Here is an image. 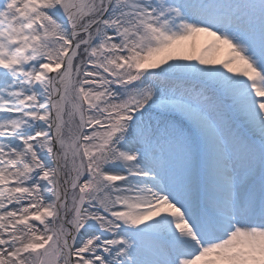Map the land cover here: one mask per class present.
I'll use <instances>...</instances> for the list:
<instances>
[{
	"label": "snow or ice",
	"instance_id": "obj_1",
	"mask_svg": "<svg viewBox=\"0 0 264 264\" xmlns=\"http://www.w3.org/2000/svg\"><path fill=\"white\" fill-rule=\"evenodd\" d=\"M0 264H264V0H0Z\"/></svg>",
	"mask_w": 264,
	"mask_h": 264
},
{
	"label": "bare ground",
	"instance_id": "obj_2",
	"mask_svg": "<svg viewBox=\"0 0 264 264\" xmlns=\"http://www.w3.org/2000/svg\"><path fill=\"white\" fill-rule=\"evenodd\" d=\"M210 40L209 37L200 35L198 37H196V50L198 51L202 46L206 45V43ZM217 60H219L220 58H222L221 56H216L215 57ZM218 66V65H216Z\"/></svg>",
	"mask_w": 264,
	"mask_h": 264
}]
</instances>
